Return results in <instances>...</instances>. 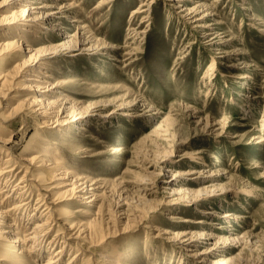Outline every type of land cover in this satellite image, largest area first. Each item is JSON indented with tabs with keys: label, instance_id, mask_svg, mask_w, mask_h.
Returning <instances> with one entry per match:
<instances>
[{
	"label": "rangeland",
	"instance_id": "obj_1",
	"mask_svg": "<svg viewBox=\"0 0 264 264\" xmlns=\"http://www.w3.org/2000/svg\"><path fill=\"white\" fill-rule=\"evenodd\" d=\"M12 1L7 0V6ZM99 1L76 0L81 4L79 11L82 10L78 13L90 31L107 44L138 46L134 62L125 65L127 56L119 49L111 50L109 56L58 57L46 62V68L55 72V80L69 81L65 88L79 105L92 100L118 105L138 97L142 105L138 106V112L152 106V113H159L150 119L120 115L111 120H88L74 127L70 137L62 139L68 146L65 153L70 165L105 182L106 191L99 202V205L102 202L101 208L94 209L88 218L103 215L107 247H126L131 251L130 264H201L197 260L182 263V259L189 258L190 251L173 248L165 238L168 235L163 233L164 230L171 233L185 229L199 231L213 226L183 221L203 217L194 208L167 210L163 203L167 190L163 175L182 168L181 164L190 160L185 155L187 152L201 151L202 167L208 174L213 171L217 175L209 176L206 182L247 190L240 193V197L231 195L213 207L219 212L229 211L246 217L243 220L232 218L222 224L228 230L233 227L242 241L233 243L215 238L196 244L192 249L199 251L218 243L222 251L212 255V259L232 256L243 259L239 263L218 264H264V126L260 120L263 108L246 102L248 94L264 93V0H224L218 4L219 21H224L222 25H225L220 26L226 31L227 39L235 38L218 50L208 47L197 30L182 22L164 2L153 7L152 26L148 33L140 36L146 37L139 43L133 42L134 27L147 29L146 24L140 25L146 13L134 12L141 0H113L97 9ZM10 13H0V32L15 27L13 20H1ZM47 43L49 41H43L40 45ZM16 60L17 57L12 58L7 67L16 64ZM213 65L214 70H211ZM245 65L250 67L244 68ZM245 71L252 78L234 76L243 75ZM127 91H130L128 95ZM22 93L14 94H20L21 98L33 94L31 91ZM189 105L202 110L205 118L202 122L185 109ZM207 119L224 122V132L218 131L220 126L209 125ZM7 124L9 134L16 132L17 153L28 146L39 125L31 120L24 132L18 131L21 119ZM163 134L170 137L165 138ZM55 136L54 133L50 138L53 140ZM82 148H90L91 154L97 155L85 162L79 156ZM170 152L175 154L172 157L175 166L170 165L173 171L166 172L165 167L170 166L164 159ZM148 161L155 163L151 172L145 169ZM141 177L148 178L149 192L141 193L133 186ZM214 230L220 236L228 235L225 229L214 227ZM72 243L86 246L83 240ZM75 250L72 248L61 264H65ZM47 258L48 254L34 264Z\"/></svg>",
	"mask_w": 264,
	"mask_h": 264
},
{
	"label": "bare ground",
	"instance_id": "obj_2",
	"mask_svg": "<svg viewBox=\"0 0 264 264\" xmlns=\"http://www.w3.org/2000/svg\"><path fill=\"white\" fill-rule=\"evenodd\" d=\"M111 1L113 0H100L96 8L101 9ZM223 1L213 0L208 3L205 0H141L134 12L146 13L140 25L146 24L147 29L141 30L142 26L134 27L133 34L136 38L133 42L139 43L140 39L146 37L140 36L148 33V28L152 26L150 17L153 7L158 2H164L172 12L177 13L182 22L197 30L208 47L221 49L222 45H227L235 39L226 38V31H223L225 25H222L224 21H219L221 13H218L217 7ZM6 2L7 0L0 2V13H11L3 15L1 20L11 19L15 27L0 32V264H34L47 254L48 258L40 264H61L72 248L77 250L71 253L65 264H130L131 251L125 249L126 247H107L108 235L104 233L106 223L103 215L99 213L98 217L88 218L94 209L101 208L102 202L100 205L99 202L102 193L106 191L105 182L91 173L74 169L65 153L68 146L62 139L70 137L74 127L88 120H111L120 115L150 119L153 115L155 118L159 111L152 113L154 107L147 106V110L138 112V106L141 105L138 97L118 105L97 100L79 105L65 88L69 81L55 80V72L46 68V62L58 57L74 59L95 57L99 54L109 56L111 50L123 49L127 56L125 60L128 61L125 65H130L136 59L139 48H128L132 45H109L97 37L78 13L81 4L76 0H13L8 6ZM245 9L249 8L245 6ZM43 41L49 43L40 45ZM14 57L18 58L16 64L7 67ZM117 60L115 58V61ZM246 67L250 66L245 65L244 68ZM211 70H214V65ZM247 72L234 76L250 78ZM245 84L246 82L244 86ZM20 91L23 95L25 91H31L33 94L21 98L20 94L16 95ZM128 93L130 91H127L126 95ZM247 98L248 104L262 105L260 120L264 126V93L258 96L248 94ZM185 109L198 117L200 122L205 119L202 110L190 105ZM18 119L22 120L18 131L26 132L31 120L39 124L35 136L19 153L15 144L16 132L9 134L7 124ZM207 122L214 127L220 126L218 131L224 132V122L213 119H207ZM14 125L11 124L12 127ZM54 133L56 136L52 140L50 136ZM162 136L170 137L168 134ZM79 151V156L83 157L85 162H90V157L97 155L91 154L93 150L90 148H82ZM202 154L201 151L187 152L185 155L190 160L181 164L182 168L171 175H163L167 184L163 203L167 210L185 207L200 211L202 218H187L183 221L198 225L209 223L213 225V229H185L174 233L164 230L163 233L168 235L165 238L173 248L190 251L189 258L182 259V263L194 260L201 264L242 262L243 259L236 256L223 260L212 259V255L222 251L218 243L199 251L192 249L196 244L215 238L233 243L240 241L241 236L233 227L228 230L222 224L230 222L232 218L243 220L246 217L235 216L229 211L219 212L213 207L218 201L231 195L238 198L240 193H246L247 190L234 185L223 186L206 182L209 176L215 177L216 174L213 171L208 174L202 167ZM166 155L164 163L168 164L167 166H175L172 158L175 154L170 152ZM154 166L155 163L148 161L145 169L149 171ZM172 166L165 167L166 172L173 171ZM141 178L142 181H135L133 186L141 193L149 192L148 178ZM193 184L199 185L193 188ZM236 201L243 206L239 199ZM214 227L227 230L228 235H218ZM73 240L79 243L83 240L86 246L73 244Z\"/></svg>",
	"mask_w": 264,
	"mask_h": 264
}]
</instances>
